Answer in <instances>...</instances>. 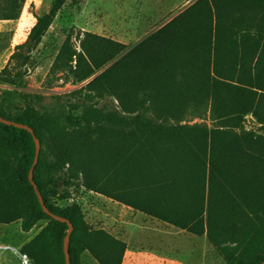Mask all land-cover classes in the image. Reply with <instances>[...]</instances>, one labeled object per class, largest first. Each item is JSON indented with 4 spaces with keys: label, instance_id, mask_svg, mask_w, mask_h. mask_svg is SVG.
<instances>
[{
    "label": "trees",
    "instance_id": "trees-1",
    "mask_svg": "<svg viewBox=\"0 0 264 264\" xmlns=\"http://www.w3.org/2000/svg\"><path fill=\"white\" fill-rule=\"evenodd\" d=\"M70 1L53 0L37 18L12 57L20 66L31 61ZM25 3L0 0V20L17 21ZM177 27L191 38L184 42L177 33L161 59L143 52L147 40L126 54L125 45L89 33L81 52L64 45L54 70L76 83L111 63L87 89L116 91L118 109L86 106L91 96L53 107L39 106L41 94L19 93L23 105L14 109L0 101V117L28 125L41 142L34 181L49 211L73 225L72 264H82L84 252L99 264H123L127 251L120 239L92 229L79 205L58 204L69 196L60 187H73L83 164V186L90 192L205 235L227 264L264 261V0H198L157 34ZM184 72L194 80L175 79ZM156 73L168 79L151 80ZM0 78L17 85L7 67ZM141 89L144 95L137 96ZM247 116L257 130L246 129ZM204 117L215 125L188 122ZM35 157L31 133L0 123V224L20 222L29 234L44 222L21 251L33 264H66L69 225L44 212L29 180Z\"/></svg>",
    "mask_w": 264,
    "mask_h": 264
},
{
    "label": "rangeland",
    "instance_id": "rangeland-1",
    "mask_svg": "<svg viewBox=\"0 0 264 264\" xmlns=\"http://www.w3.org/2000/svg\"><path fill=\"white\" fill-rule=\"evenodd\" d=\"M52 1L26 0L17 21L0 20V73L7 67L11 77H16L17 80L16 86L0 81V101L3 99L8 109H14L15 104L23 105L19 93L33 97L41 94L39 106L53 107L68 106L70 103L79 102L83 97L91 96L86 106L118 109L116 91L108 93L87 89L88 84L99 77L111 63L98 70L88 80L76 83L72 75L67 77L64 73L54 70L55 61L66 43L81 52V42L88 33L114 42L123 39L129 45L137 43L169 20L173 11L165 17L158 14L159 11H166L167 4L172 1L72 0L61 10L41 44L31 54V61L25 66H20V62H16V58L12 57L19 52L17 47L28 40L37 18L50 10ZM82 89L81 96H72L74 92ZM137 96H143L142 92ZM188 122L206 124L210 128L215 125L209 117L191 118ZM245 127L247 130H257L258 125L252 116H247ZM68 169L69 166L64 171ZM87 170V165H81V173L75 179L74 186L60 187V191L74 192L77 201L71 202L67 198L66 204H58L79 205L86 223L92 229H102L123 241L127 246L123 264H129L134 257L146 264L147 261L156 264H227L205 235H191L186 230H180L132 208L129 210L126 208L128 206L115 204V201L85 189L83 182L86 180ZM45 225L42 222L31 233L24 234L20 222L0 224V245L21 250ZM81 261L82 264H99L88 252L82 254ZM0 264L20 262L13 252L0 250Z\"/></svg>",
    "mask_w": 264,
    "mask_h": 264
},
{
    "label": "crops",
    "instance_id": "crops-1",
    "mask_svg": "<svg viewBox=\"0 0 264 264\" xmlns=\"http://www.w3.org/2000/svg\"><path fill=\"white\" fill-rule=\"evenodd\" d=\"M172 2L170 4H167L165 10L166 11H159L158 16L162 17L165 15H169V13L171 11H173L174 13L172 14V16L169 17V20L164 23L163 25H161L158 28L153 29L152 32H150L149 35L145 36V38H143L142 40L138 41L137 43L133 44V45H129L128 42H126L123 39L118 40V43H121L123 45H125L127 47L126 51L124 52V54H126L127 52L131 51L132 49H134L136 46H138L140 43H142L143 41L147 40L146 45L143 49V52H154L157 55V58L159 56V58H162V49L163 46L166 45V43H168L170 41V39H174L175 35L178 33L180 36H178L180 39H184L188 40L189 38H191V35H189L190 33H187L189 31L185 30L184 27H177V28H170L167 29L166 31H164L161 34H157L161 29H163L165 27V25L169 24L174 18H176L178 15H180L181 13H183L184 11H186L188 8H190L192 5H194L198 0H171ZM183 29V30H181ZM189 35V36H188ZM153 50V51H152ZM120 58V57H119ZM118 58V59H119ZM159 64H162V61H159ZM188 64V63H187ZM132 72L129 71L128 74H131ZM153 78H150L151 80L154 81H164L167 80L168 78L166 76H162L161 73H156L155 75H153ZM175 79L177 81H185V80H194V77L191 75V78L188 77L187 73H180L177 77H175ZM142 95H144V90L141 89ZM115 204H119L117 202H114ZM127 209H131L129 207H126ZM148 264H156L153 261H147ZM125 264V262H124ZM129 264H146V263H141L139 261L136 260V258H132L131 262H129ZM157 264H161V263H157Z\"/></svg>",
    "mask_w": 264,
    "mask_h": 264
},
{
    "label": "water",
    "instance_id": "water-1",
    "mask_svg": "<svg viewBox=\"0 0 264 264\" xmlns=\"http://www.w3.org/2000/svg\"><path fill=\"white\" fill-rule=\"evenodd\" d=\"M0 123H3L7 126H14L15 128L17 129H22V130H26L28 131L29 133L32 134L33 138H34V141H35V145H36V157H35V161H34V164L30 170V174H29V180L31 182V184L33 185L35 191H36V194L38 196V199L40 201V204L44 210V212L46 214H48L49 216L53 217L55 220L57 221H60L62 223H67L69 225V232H68V235L66 236L65 238V241H64V253H65V260H66V264H72L71 263V260H70V253H69V244H70V234L72 233L73 231V225L66 219L64 218H61V217H58V216H55L54 214H52L49 209L47 208L45 202H44V199L42 197V195L39 193L38 191V188H37V185L34 181V169L36 167V165L38 164V161H39V156H40V153H41V142L40 140L36 137L35 133H34V130L29 127L28 125H25V124H21V123H17V122H14V121H10V120H7V119H4L2 117H0ZM260 264H264V261Z\"/></svg>",
    "mask_w": 264,
    "mask_h": 264
},
{
    "label": "built area",
    "instance_id": "built-area-1",
    "mask_svg": "<svg viewBox=\"0 0 264 264\" xmlns=\"http://www.w3.org/2000/svg\"><path fill=\"white\" fill-rule=\"evenodd\" d=\"M77 195L74 192H70L68 196V201L75 202L77 201ZM1 251H10L16 254L19 258L20 264H32V259L25 253H23L20 249H16L12 246L8 245H0Z\"/></svg>",
    "mask_w": 264,
    "mask_h": 264
}]
</instances>
